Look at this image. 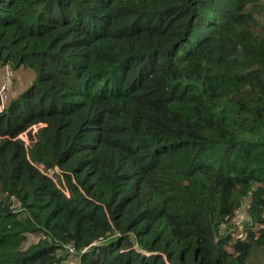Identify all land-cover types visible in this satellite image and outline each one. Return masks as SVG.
Returning a JSON list of instances; mask_svg holds the SVG:
<instances>
[{
  "label": "trees",
  "instance_id": "16d2710c",
  "mask_svg": "<svg viewBox=\"0 0 264 264\" xmlns=\"http://www.w3.org/2000/svg\"><path fill=\"white\" fill-rule=\"evenodd\" d=\"M4 87L0 264H264V0H0Z\"/></svg>",
  "mask_w": 264,
  "mask_h": 264
},
{
  "label": "built area",
  "instance_id": "2783aa9c",
  "mask_svg": "<svg viewBox=\"0 0 264 264\" xmlns=\"http://www.w3.org/2000/svg\"><path fill=\"white\" fill-rule=\"evenodd\" d=\"M6 99H7V93H6V88L4 87L2 90V95H1V100H0L1 105L6 101ZM40 170L43 171V168L40 167ZM54 171H57V170L55 169ZM72 248H73L72 246L69 247L70 250H72Z\"/></svg>",
  "mask_w": 264,
  "mask_h": 264
},
{
  "label": "rangeland",
  "instance_id": "374dc122",
  "mask_svg": "<svg viewBox=\"0 0 264 264\" xmlns=\"http://www.w3.org/2000/svg\"><path fill=\"white\" fill-rule=\"evenodd\" d=\"M23 138L25 139V141L27 142L28 141V138L24 135ZM245 217H244V214L242 212H239L238 213V216H237V221L240 222L241 220H243Z\"/></svg>",
  "mask_w": 264,
  "mask_h": 264
},
{
  "label": "water",
  "instance_id": "95a60500",
  "mask_svg": "<svg viewBox=\"0 0 264 264\" xmlns=\"http://www.w3.org/2000/svg\"><path fill=\"white\" fill-rule=\"evenodd\" d=\"M247 222V221H246Z\"/></svg>",
  "mask_w": 264,
  "mask_h": 264
}]
</instances>
